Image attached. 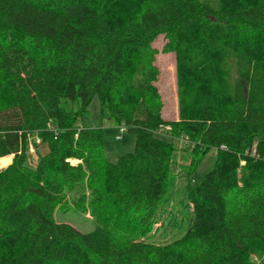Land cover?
I'll return each mask as SVG.
<instances>
[{
  "label": "trees",
  "instance_id": "16d2710c",
  "mask_svg": "<svg viewBox=\"0 0 264 264\" xmlns=\"http://www.w3.org/2000/svg\"><path fill=\"white\" fill-rule=\"evenodd\" d=\"M244 29L264 40V0H0V159L14 155L0 171V264H258L264 43L242 42ZM161 34L182 70L176 120L157 85ZM96 95L112 124L137 129L116 162L105 127L79 120ZM164 125L197 164L216 152L186 186V221L163 218L175 150ZM72 191L97 219L89 231L56 219Z\"/></svg>",
  "mask_w": 264,
  "mask_h": 264
},
{
  "label": "rangeland",
  "instance_id": "374dc122",
  "mask_svg": "<svg viewBox=\"0 0 264 264\" xmlns=\"http://www.w3.org/2000/svg\"><path fill=\"white\" fill-rule=\"evenodd\" d=\"M253 37V40H251ZM238 39L242 42L249 41L251 44L255 42L264 43L263 39H258L255 35L251 34V31L244 29V31L238 35ZM239 40V41H240ZM253 41V42H252ZM154 47L158 49L156 55V64L160 69V75L157 85L161 92L164 108L163 117L166 120H176L180 117L179 112V98H178V77L182 73L179 67L176 52L170 49L168 37L161 34L154 42ZM84 124H97L105 127V143L104 149L106 157L109 161L116 162L120 155L134 151L136 146L137 129L135 126H122L115 125L110 122L108 115L102 112L101 102L98 95H96L89 105V112L87 115L79 119ZM164 134V135H163ZM163 136L167 140L174 142V158L170 189L167 196L161 205L163 211L164 220H171L174 216H177L179 221L181 219L186 221L189 216V211L185 208L187 200L186 186L189 182L196 183L202 176L210 171L215 165L216 152L214 149L206 153L199 163L197 160L200 154L194 151L193 144L187 139L176 138L172 139L170 136ZM121 136L120 139L118 137ZM29 143V164L35 165L38 160V148L30 150ZM47 146L45 144L40 145V152H45ZM12 160L8 164H1L0 171L8 168L14 161V155ZM6 159V158H5ZM1 160V159H0ZM75 162V161H74ZM245 164V161H242ZM78 192H70L68 201L59 206L55 211L56 219L60 222H68L76 226L82 231H89L96 223V217L90 210L83 212L74 206V200H79ZM122 232H118L122 234ZM163 232V230H160ZM177 230L168 228L167 234L163 233L166 240H173L176 238ZM151 237L156 241H161L164 237ZM255 255V254H254ZM259 257V256H258ZM260 258V257H259ZM264 262V255L260 258V264Z\"/></svg>",
  "mask_w": 264,
  "mask_h": 264
},
{
  "label": "built area",
  "instance_id": "2783aa9c",
  "mask_svg": "<svg viewBox=\"0 0 264 264\" xmlns=\"http://www.w3.org/2000/svg\"><path fill=\"white\" fill-rule=\"evenodd\" d=\"M122 126H124L125 127V125L124 124H122ZM169 130H171V126L170 125H164V126H162L161 128H160V132L161 133H163V132H165V133H167ZM121 138V136H119L118 137V139H120ZM35 141H36V143L38 144V143H40L41 142V139L37 136L36 138H35ZM30 150H32V149H36V147H35V144L34 143H31L30 144ZM222 148H226V146H222ZM255 260H256V262L258 263V264H260V258L258 257V256H255Z\"/></svg>",
  "mask_w": 264,
  "mask_h": 264
},
{
  "label": "bare ground",
  "instance_id": "6f19581e",
  "mask_svg": "<svg viewBox=\"0 0 264 264\" xmlns=\"http://www.w3.org/2000/svg\"><path fill=\"white\" fill-rule=\"evenodd\" d=\"M11 160H12V156L10 155L6 159H1L0 161H1V164H8L11 162Z\"/></svg>",
  "mask_w": 264,
  "mask_h": 264
}]
</instances>
